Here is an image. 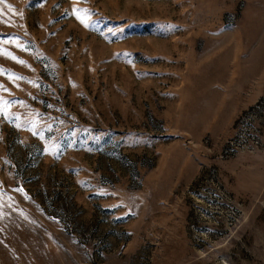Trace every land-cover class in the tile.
<instances>
[{"label": "rangeland", "instance_id": "374dc122", "mask_svg": "<svg viewBox=\"0 0 264 264\" xmlns=\"http://www.w3.org/2000/svg\"><path fill=\"white\" fill-rule=\"evenodd\" d=\"M41 3L0 4V264H264V0Z\"/></svg>", "mask_w": 264, "mask_h": 264}, {"label": "snow or ice", "instance_id": "6c2138e0", "mask_svg": "<svg viewBox=\"0 0 264 264\" xmlns=\"http://www.w3.org/2000/svg\"><path fill=\"white\" fill-rule=\"evenodd\" d=\"M77 2H86V0H77ZM4 0H0V4H3ZM46 3V0H42L41 3V7L43 6V4ZM8 8L14 13V14H18V15H22V13H19L18 10L14 9L11 5H8ZM73 13L77 14V19L80 20L81 23L84 24L85 27H88V24L86 23V21L82 18V16H87V10H83V9H77V8H73L72 9ZM4 15V10L2 8H0V17H2ZM0 22H4L2 20H0ZM13 40H15L16 38H12ZM17 47H22L21 45H17ZM22 50H27V48H22ZM2 51V50H0ZM10 55V54H8ZM13 60H16V62L24 64V61L18 60V58L12 56L11 57ZM2 71V70H0ZM9 75V78H12L13 74H7ZM17 79H23V77H17ZM6 103V102H5ZM33 135H36V132L33 131ZM17 191H19V189H17Z\"/></svg>", "mask_w": 264, "mask_h": 264}]
</instances>
